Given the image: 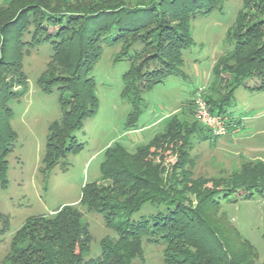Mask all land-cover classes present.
<instances>
[{
  "label": "trees",
  "instance_id": "1",
  "mask_svg": "<svg viewBox=\"0 0 264 264\" xmlns=\"http://www.w3.org/2000/svg\"><path fill=\"white\" fill-rule=\"evenodd\" d=\"M226 1L16 0L18 7L0 19V189L8 185L7 158L16 141L10 104L26 93L22 61L31 48L51 46L37 85L46 94H58L61 111L47 129L40 169L44 174L83 148L73 134L98 110L92 71L103 48L118 47L113 63H129L120 97L130 106L124 130H137L145 109L142 94L179 75L184 53L195 45L191 21L219 10ZM241 2L226 34L233 48L215 61L211 83L201 95L209 112L222 117H230L234 91L247 88L246 82L257 79L251 90L264 92V0ZM189 110L181 119L166 120L163 130L133 153L119 143L104 151L99 180L82 187L79 201L87 212L102 215L116 234L100 242L99 257L84 259L89 230L81 225L76 208L63 206L52 215L28 218L13 235L3 263L134 264L142 260L146 243L162 247L164 264H253L254 248L227 221L214 219L221 195L229 200L242 192L251 199L264 192V165H244L235 182L224 186L193 180L186 161L191 139L201 136L203 128ZM166 154L175 157L173 164L164 165ZM187 193L197 197L195 207L185 204ZM7 224L0 214V235Z\"/></svg>",
  "mask_w": 264,
  "mask_h": 264
},
{
  "label": "rangeland",
  "instance_id": "2",
  "mask_svg": "<svg viewBox=\"0 0 264 264\" xmlns=\"http://www.w3.org/2000/svg\"><path fill=\"white\" fill-rule=\"evenodd\" d=\"M15 1L0 0V19L18 7ZM241 7V0H227L219 10L191 21L195 45L184 53L179 75L168 76L162 84L142 94L145 109L138 119V129L132 131H138L134 134L124 130L130 106L120 97L121 78L129 63L126 60L113 63L118 47L103 48L92 71L98 110L73 134L83 148L67 155L44 174L40 169L47 129L60 118L61 111L58 94H46L37 85V79L47 69L51 46L43 43L31 48L22 61L27 79L26 93L18 102L10 104L13 112L10 125L16 133V141L7 158L8 185L0 189V214L8 222L0 235V264H4L13 235L28 218L52 215L63 206L76 208L81 214V225L89 230L91 241L84 259L100 256V242L105 238L115 239L116 234L105 226L102 215L87 212L80 206L82 187L99 180L104 151L110 145L119 143L133 153L161 132L166 120L173 116L180 118L181 113H188L189 109L195 111L193 96L202 95L211 83L215 61L233 48L226 34ZM258 82L253 79L246 82L247 88L235 89L233 105L228 111L232 120L227 117L228 123H233L231 127L234 126L225 136H208L207 129L197 120L203 130L201 136L191 139L186 161V169L191 171L193 180L220 181L224 186L235 182V176L241 173L244 165H264V92L251 90ZM215 99L218 101L217 95ZM206 107L208 109L207 104ZM193 117L196 120L195 114ZM174 162L175 157L168 154L164 165ZM206 186L210 188L212 184L208 182ZM185 195V204L195 207L197 197L190 193ZM221 196L214 221H227L254 248L257 258L253 264H264V192L255 193L251 199L243 198L242 192L229 200ZM142 253V260L137 259L134 264H164L161 246L143 243Z\"/></svg>",
  "mask_w": 264,
  "mask_h": 264
},
{
  "label": "built area",
  "instance_id": "3",
  "mask_svg": "<svg viewBox=\"0 0 264 264\" xmlns=\"http://www.w3.org/2000/svg\"><path fill=\"white\" fill-rule=\"evenodd\" d=\"M193 104L195 107V117L196 119L204 125L209 134L212 137L225 136L228 132L227 130V117H222L218 115H213L209 112L206 107V103L203 100L200 93L193 96Z\"/></svg>",
  "mask_w": 264,
  "mask_h": 264
},
{
  "label": "crops",
  "instance_id": "4",
  "mask_svg": "<svg viewBox=\"0 0 264 264\" xmlns=\"http://www.w3.org/2000/svg\"><path fill=\"white\" fill-rule=\"evenodd\" d=\"M128 132V131H127ZM138 131H134V132H132V131H130V132H128L129 134H134V133H137Z\"/></svg>",
  "mask_w": 264,
  "mask_h": 264
}]
</instances>
